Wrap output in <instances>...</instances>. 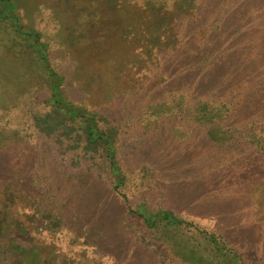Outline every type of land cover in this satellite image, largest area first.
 <instances>
[{"label": "rangeland", "instance_id": "1", "mask_svg": "<svg viewBox=\"0 0 264 264\" xmlns=\"http://www.w3.org/2000/svg\"><path fill=\"white\" fill-rule=\"evenodd\" d=\"M176 1L0 0V264H264V0Z\"/></svg>", "mask_w": 264, "mask_h": 264}, {"label": "trees", "instance_id": "2", "mask_svg": "<svg viewBox=\"0 0 264 264\" xmlns=\"http://www.w3.org/2000/svg\"><path fill=\"white\" fill-rule=\"evenodd\" d=\"M163 1H164V5H162V3H160L159 8L156 10V12L159 13V11L162 8V9H164V12H163L164 14L167 12L170 13V12H172V9L178 5V2L176 0H172L171 7L169 8V6H168L169 0H163ZM151 12H153V11H151ZM176 36H177V34L174 33L170 37L165 38L166 43L164 44L163 51H164V55H165L166 59L169 58L171 52H174L175 54L178 53V46L176 48V44H177ZM145 50H147V48ZM176 55L178 56V54H176ZM182 56H184L183 53L181 54V57ZM56 92L57 91L55 89V93ZM97 130L98 129H96V128L94 129L93 127H91L90 137L95 136V134H96V136H98ZM6 167L7 166H2L0 164V187L3 185V182L1 181L2 174H6L5 175L6 178H4V183H7L10 187H12V189L9 190L10 193H15V192H17L18 187H19L21 182L18 181V176H16V172L13 171V168H9L8 171H5L4 169ZM21 180H23V179H21ZM27 188L33 190L32 183H27ZM34 190H36V189H34ZM37 191L43 192L44 189L39 188ZM24 202H26L29 205V207L31 209H33V211H36V213L39 215V219H40V221H42V223L44 221H46L48 224L55 223L57 221L55 218H60V216L58 214H54L53 209H50V197L45 193H43L42 195H40L38 197V201H37V199H35L34 201H33V199H26V200H24ZM55 215H57V216H55ZM58 228H60V227L54 228L52 230V232L55 233V235H57L58 240H61V238L65 239L66 236H65L64 231H62V228H60L59 230H58ZM40 230L42 231L40 234H43V235H47L48 233H50L49 231H51V229H49L48 227H45L44 224H40Z\"/></svg>", "mask_w": 264, "mask_h": 264}]
</instances>
